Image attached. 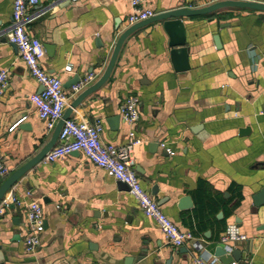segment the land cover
Wrapping results in <instances>:
<instances>
[{
	"label": "crops",
	"instance_id": "0c3cea01",
	"mask_svg": "<svg viewBox=\"0 0 264 264\" xmlns=\"http://www.w3.org/2000/svg\"><path fill=\"white\" fill-rule=\"evenodd\" d=\"M12 1L0 0V32L11 23ZM216 1L145 5L156 14ZM50 2L39 0L28 9L37 15L28 30L43 44V67L62 82L66 110L103 74L118 36L130 26L131 8L128 0H60L44 12ZM181 21L188 69L174 68L170 51L179 46L169 45L162 20L151 21L127 35L108 78L68 118L100 122L105 143L124 144L132 132L141 140L131 152L133 168L161 211L211 255L225 226L237 223L247 239L234 249L264 264V201L254 206L256 194L264 192V12L222 7ZM0 69L8 71L0 93V158L9 176L46 145L55 127L47 130L38 117L29 95L42 86L4 38ZM88 75L93 79L74 92L72 82ZM129 95L139 98V118L131 125L119 115ZM10 196L17 202L0 212L1 264H192L196 254L191 242L167 244L129 189L81 152L42 159L3 198ZM31 199L42 206L44 230L36 250L27 252Z\"/></svg>",
	"mask_w": 264,
	"mask_h": 264
},
{
	"label": "built area",
	"instance_id": "2783aa9c",
	"mask_svg": "<svg viewBox=\"0 0 264 264\" xmlns=\"http://www.w3.org/2000/svg\"><path fill=\"white\" fill-rule=\"evenodd\" d=\"M145 1L128 0L131 11L127 20L130 25L155 14L151 8L145 5ZM38 2L39 0H13L11 23L8 28L0 32V38H4L16 46L18 55L24 61L30 75L42 86V90L30 94L29 99L35 105L37 115L44 122L45 128L52 130L62 117L68 97L64 92L61 80L48 73L43 67L41 63L44 56L43 44L28 30L29 23L37 16L28 14V9L37 5ZM59 2L60 0H51V6H48L44 12ZM70 68V65L66 66L67 70ZM92 79L93 75H88L72 86L73 91H79ZM7 85L8 71L0 69V93ZM119 115L125 123L133 124L139 118V98L136 95L126 96L119 105ZM23 119L24 117L17 120L9 127V130H13ZM101 131L102 125L98 121L91 124L87 121H75L67 118L59 130L58 142L45 153L43 160L53 162L72 152H81L88 161L101 167L109 176L128 187L142 212L156 222L167 244L179 247L184 243L191 242L196 252L192 264H219V258L205 252L204 247L194 239L191 232L180 230L141 186L133 168L131 156L133 147L141 140L129 132L124 144L105 143L101 139ZM166 150L172 154L168 148ZM8 172L7 166L0 158V183L8 175ZM13 202H17L14 196L3 198L0 201V212ZM25 216L26 235L23 244L27 252H34L40 244L41 233L44 230V213L37 199L27 202ZM246 239V234L240 230L237 223L232 222L225 226L218 244L222 247L225 255H230L235 245ZM227 264H253V259L250 252H245L239 259H232Z\"/></svg>",
	"mask_w": 264,
	"mask_h": 264
},
{
	"label": "water",
	"instance_id": "95a60500",
	"mask_svg": "<svg viewBox=\"0 0 264 264\" xmlns=\"http://www.w3.org/2000/svg\"><path fill=\"white\" fill-rule=\"evenodd\" d=\"M222 7H249L258 9L262 12H264V3L261 2H252V1H244V0H218L216 2H213L212 4H209L204 7L200 8H174L171 10L162 11L159 13L154 14L153 16L136 22L129 27H127L117 38L109 61L106 65V68L101 75V77L92 85L85 88L83 91H81L76 98L69 104V106L64 110L62 117L58 120L54 131L52 133L51 138L46 143V145L30 160H28L26 163L21 165L18 169L13 171L9 176H7L1 183H0V201L3 199L6 192L11 188V186L25 173L27 172L31 167H33L35 164H37L39 161H41L45 155V153L55 145V142L58 137L59 130L61 126L63 125V122L65 119L69 117V113L71 112L72 108H74L76 105L79 104V102L89 93L96 90L98 87H100L105 80L108 78L111 69L115 63L117 54L119 52V49L124 41V39L127 37L129 33H131L133 30H135L138 27H141L151 21L155 20H162V26L167 35L169 36V45L179 46V48H172L170 51L171 60L173 62L174 68L176 70H185L188 69V62H187V52L188 47L185 46V29L183 26V23L181 21V17L183 16H195V15H201V14H207L209 12H212L218 8ZM80 82V78H76L71 85H75ZM247 131V128L240 129V133H245ZM121 185L126 186L124 183L119 182ZM127 187V186H126ZM128 188V187H127ZM263 195L264 192L260 191L258 194H256V197L254 198V206H259L261 202H263ZM146 250H142L141 254L139 256V259L143 257ZM213 254L217 256L221 262V264H227L232 259H239L241 257V251L238 249H234L230 255H225L224 251L221 246H217L214 249ZM1 264V263H0Z\"/></svg>",
	"mask_w": 264,
	"mask_h": 264
}]
</instances>
